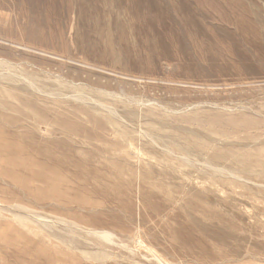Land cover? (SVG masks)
Returning <instances> with one entry per match:
<instances>
[{
	"label": "bare ground",
	"instance_id": "bare-ground-1",
	"mask_svg": "<svg viewBox=\"0 0 264 264\" xmlns=\"http://www.w3.org/2000/svg\"><path fill=\"white\" fill-rule=\"evenodd\" d=\"M131 1L142 4L139 7L145 10H122L123 15L120 17L114 12H102L106 0H81L82 9L85 7L89 12H77V20L74 24L70 23L75 28L72 38L76 59L72 61L82 66L81 72L67 75L66 84L52 86L42 82L35 85L31 82L23 84L21 81V85L9 87V90L20 89L28 95L18 97L19 103L32 113H23L18 105L3 101L1 96L4 94L0 88V219L3 210L10 211L19 226L0 220V241L6 242L0 248L25 253L32 249L39 253L38 260L26 264H53L54 260L45 247V239L53 236L75 251L88 252L75 239H69L58 232L60 229L63 230L60 232H64L84 228L101 234L110 242L116 239L118 242L115 244L124 249L135 239L140 243L145 242L148 249L160 250L163 258L166 255L182 264H264V223L255 227L244 222L238 209L241 205L237 204L238 208H235L227 202L217 215L213 207V210L202 209V201L177 207L172 195L168 197L174 190L165 191L156 184L144 181L136 187L134 181L137 175L128 170L123 162L98 155L96 157L99 159L89 164L86 157L74 153L71 143L53 137L54 134H45L48 126L55 127L59 134H78L82 121L76 113L85 114L93 124L101 123L88 108H107L103 96L110 93L104 91L95 71H107L117 76H130L132 72H138L139 76L133 78L157 84L230 77V85L239 83L242 76L264 72V10L256 0ZM36 20L35 15L28 18V33L34 32ZM40 52L47 54L45 51ZM19 77L9 71L0 75V84L19 81ZM32 89L37 93L32 92ZM118 97L122 98L121 95ZM185 110L188 111V107ZM106 111L110 116L108 121L114 127H119L115 112H111L110 107ZM16 112L21 113V117ZM224 115H210V119H213L210 124ZM245 116L244 113L236 118L233 115L224 117L226 124L234 130L242 126L250 127L258 121L254 123L253 119H244ZM128 118L133 119V116L129 115ZM141 130L155 144L164 142L153 125L145 124ZM211 131L222 139L230 136L221 128ZM124 132L129 133L126 129ZM174 141L171 138L167 142L182 153L188 151L186 146ZM189 142L190 145L194 144L198 156L206 157L203 153L206 148L204 143L192 138ZM226 155L214 150L210 165L208 163L213 170L211 172L218 171L226 185L245 178L243 175L248 173V168L264 177V155L245 152L234 159L226 158ZM218 160L222 163L216 164ZM135 188H138L144 205H149L154 213L164 215L166 211H163L170 208L171 218L177 224L176 228L172 226L175 228L173 231L166 232L164 237L152 229L150 233L145 231V215H140L141 218L132 215L137 198ZM1 202L14 204L1 205ZM37 208L44 211H36ZM123 213L127 215L122 217ZM166 215L168 217L169 214ZM58 216H65L72 222H57ZM185 216L189 221L184 220ZM88 231L83 232L90 233ZM218 247H223L225 251L218 252ZM93 253L97 260L103 261L104 253L101 250H94ZM72 256L74 260L78 258L70 254V260ZM158 261L167 264L161 258Z\"/></svg>",
	"mask_w": 264,
	"mask_h": 264
},
{
	"label": "rangeland",
	"instance_id": "rangeland-1",
	"mask_svg": "<svg viewBox=\"0 0 264 264\" xmlns=\"http://www.w3.org/2000/svg\"><path fill=\"white\" fill-rule=\"evenodd\" d=\"M256 2L264 10V1L256 0ZM131 6L133 10L129 8ZM139 6H142V4L131 0H106V6L102 8V12H114L122 17V10L123 12H143L145 9ZM77 12H89L85 7L82 9L81 0H0V75L7 74L10 71L20 76L19 81L0 84L2 94H4V96H1L3 101L18 105L23 113H32L19 103L20 98L28 95L20 89L9 90L12 86L16 87V85L30 82L35 85L43 82L52 86L60 83L66 84V81H68L67 75L81 72L82 66L72 61L76 59L72 38L73 29L75 28L70 23L74 24L77 20ZM27 13L30 16L35 15L37 19L33 33H28L26 29L30 17H27ZM40 51H45L48 55L42 54ZM94 73L97 74L96 77H99V81L105 89L104 91L110 93L107 94L108 96H103L106 98L103 99L104 105L110 107L111 112H115V117L120 122V126L114 127L108 121L110 117L106 111L108 107H103L104 110L100 107L99 110L88 108L93 116L96 115L95 117L101 122L100 124H93L88 121L85 114L76 113L82 121L78 134H59V132H56L55 127L48 126L45 129L47 136L54 134L53 137L62 138V140L71 143L74 146V153L77 156L86 157L89 164H94L95 160L99 159V157H96L98 155L123 162L128 170L137 175L134 181L136 187L139 182L144 181L156 184L165 191L172 192L174 190L172 194H168V197L172 195L174 204L177 207L178 205H193L197 201H202L200 202L203 205L201 206L202 209L211 208L213 210L214 208V213L217 215L218 212H221L222 205L228 202L235 208H238L237 204L241 205L238 209L244 217V222H248L255 227L264 223V177L256 175L253 169L248 168L250 172L248 171L243 175L245 178L226 185L220 173L218 171L211 172L213 170L209 166L210 157L214 150L222 155L232 154L231 156L226 155V158L231 157L232 159L239 157V155L242 156L245 152L264 155V72L242 76L236 85H230V77L187 79L188 81L184 80V83L170 81L157 84L152 81L145 82L133 78V76H139L140 73L138 72H132L130 76H117L107 71H95ZM219 84L226 85L221 86ZM32 92L37 93L34 89H32ZM119 95L122 98L118 97ZM129 101L133 103H129ZM136 101H140V103ZM149 102L151 103L148 104ZM134 103H137V105ZM187 107L188 111L185 110ZM169 108L170 110H168ZM168 111H171V113ZM220 113L225 114L226 117L227 115H233L235 118L245 113L244 119H253L254 123L256 120L258 121L247 128L242 126L239 130H234L227 125L224 116L210 124L213 120L210 119V115ZM16 115L21 117L22 114L16 112ZM129 115H132L133 119H127ZM188 116L191 117L185 119ZM145 124L157 128L164 142L155 144V142L150 141L148 136L141 132ZM217 128L227 131L230 136L226 139L220 138V135H216L211 131V129ZM124 129L129 133L125 134ZM171 138L176 140L175 143L186 146L188 151L182 153L174 145L167 142ZM187 138L204 143L206 148L204 147L203 153L206 157L198 156L194 144L190 145L191 142ZM110 148L114 150L111 151ZM104 151L106 155L103 154ZM91 156L94 158H90ZM221 163L218 160L216 164ZM155 179L156 183L154 182ZM135 190L134 194L137 198L136 204L134 202L136 206L133 208L132 213L134 214L132 215L134 218H141L145 215V231L150 233L149 230H155L161 237H164L166 232L173 231L177 224L171 218L170 208L163 211V213L166 211L164 215L154 213L149 205H144L138 188L137 192ZM6 204L12 205L14 203L1 202V205ZM205 205L206 207H204ZM35 210L44 211L38 208ZM2 213L1 221L10 222L15 227H19L12 218L10 211L3 210ZM150 213L152 214L150 215ZM167 213L170 216L167 217L166 215L165 217ZM155 214H157L156 219L153 218ZM126 215V213H123L122 217ZM186 219L189 221L187 216L184 217V220ZM56 221L72 222L65 216H58ZM234 222L236 223V221ZM51 225L54 224L51 223ZM172 226L175 228H172ZM54 228L57 230L55 225ZM60 231H63L62 229L58 232L69 239H75L88 252L75 251L53 236L47 237L45 247L54 260L53 264H162V261H158L160 258L166 261L167 264H182L166 255L164 259L160 250L150 249V247L148 249L145 242L140 243L136 239L134 242H129L128 250L127 248L118 247L115 244V242H118L116 239L115 242H113L114 239L110 242L101 234L88 231V229ZM83 231L90 233H87V235ZM3 243L6 242L4 240L0 241V246ZM141 244H144V246L141 247ZM222 248L218 247L216 249L218 252H224L225 250ZM216 249L211 251H216ZM6 250L0 248V263L2 264H26V262L38 260L39 256V253H35L32 249L27 253L17 252L11 248ZM94 250H101L104 253L103 261L94 257ZM154 251L158 254H155ZM70 254L76 255L78 258L74 260L72 256L70 260L68 257ZM159 254L161 257L158 256ZM150 257L151 259H149Z\"/></svg>",
	"mask_w": 264,
	"mask_h": 264
}]
</instances>
